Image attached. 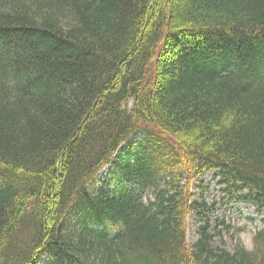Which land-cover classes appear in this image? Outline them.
Returning a JSON list of instances; mask_svg holds the SVG:
<instances>
[{
    "label": "trees",
    "instance_id": "1",
    "mask_svg": "<svg viewBox=\"0 0 264 264\" xmlns=\"http://www.w3.org/2000/svg\"><path fill=\"white\" fill-rule=\"evenodd\" d=\"M0 264H264V0H0Z\"/></svg>",
    "mask_w": 264,
    "mask_h": 264
},
{
    "label": "rangeland",
    "instance_id": "2",
    "mask_svg": "<svg viewBox=\"0 0 264 264\" xmlns=\"http://www.w3.org/2000/svg\"><path fill=\"white\" fill-rule=\"evenodd\" d=\"M108 169L102 171L104 174L99 175V179L102 183L103 179H110L112 177L107 175ZM198 185L193 184L192 193L200 194L210 205V213L206 215V219L209 221L211 227H217L222 231L221 243L219 237H215L214 246L224 247L226 250L232 252L235 244H241L245 248H250L251 239L254 231L259 227L258 220L260 217L255 213V209L248 204L240 203L237 200L228 202L225 199V195L221 193L220 186L217 183V179L213 178V173H208L203 177V183L200 190L197 189ZM198 197H195V201H198ZM194 216L188 217V226L186 229V240L188 245H193L198 237L196 231L200 223L193 224ZM221 222H224L225 226H230L229 229H225Z\"/></svg>",
    "mask_w": 264,
    "mask_h": 264
}]
</instances>
